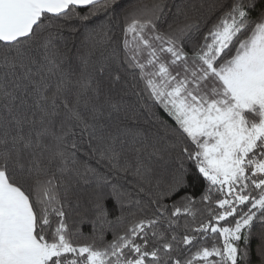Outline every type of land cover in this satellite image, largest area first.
Here are the masks:
<instances>
[{
  "label": "snow or ice",
  "instance_id": "obj_1",
  "mask_svg": "<svg viewBox=\"0 0 264 264\" xmlns=\"http://www.w3.org/2000/svg\"><path fill=\"white\" fill-rule=\"evenodd\" d=\"M254 243L264 264V0H0V264H253Z\"/></svg>",
  "mask_w": 264,
  "mask_h": 264
},
{
  "label": "trees",
  "instance_id": "obj_2",
  "mask_svg": "<svg viewBox=\"0 0 264 264\" xmlns=\"http://www.w3.org/2000/svg\"><path fill=\"white\" fill-rule=\"evenodd\" d=\"M128 3V0H121V5L122 6H126ZM80 11H86V9H80ZM82 37H80L79 35L77 34H69V40H68V47L70 49H72L73 53L75 52L76 48H79L80 47V40H81ZM133 101L135 100V98H131ZM156 111L159 113V115L161 117H163L169 124H171L173 127H175V122L170 118L168 117L167 113H165L162 109L160 108H157ZM83 155V154H82ZM201 183H203V181H201ZM87 186H85V189H86ZM75 190V186L73 188V191ZM194 195H198V190L196 192L193 193ZM70 196H71V204H70V209H69V212H68V219H69V222H72L73 220H78V217L76 216V212L77 211H81V209H77L75 207L76 205V200H75V196L74 195H71L70 193ZM175 199V197H174ZM83 204H85V206L87 207H90V205H87L85 201H82ZM112 203H115V201H112ZM109 207H111V205H109ZM91 219H92V216L91 214H87V217L85 219V221L80 225L81 227V230L83 232V234L85 236H90L92 234V224H91ZM106 239H111V234L109 233L107 236H106ZM253 254H252V260H253V264H258V259L255 255V243L253 244Z\"/></svg>",
  "mask_w": 264,
  "mask_h": 264
}]
</instances>
